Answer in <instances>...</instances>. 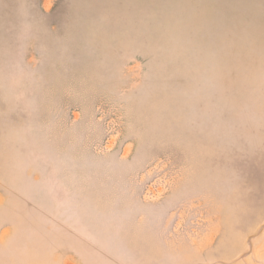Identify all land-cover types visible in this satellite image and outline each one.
Instances as JSON below:
<instances>
[{"label": "rangeland", "instance_id": "1", "mask_svg": "<svg viewBox=\"0 0 264 264\" xmlns=\"http://www.w3.org/2000/svg\"><path fill=\"white\" fill-rule=\"evenodd\" d=\"M0 264H264V0H0Z\"/></svg>", "mask_w": 264, "mask_h": 264}]
</instances>
